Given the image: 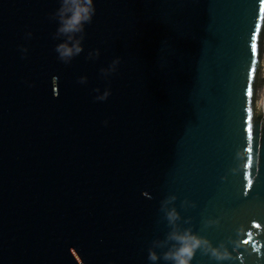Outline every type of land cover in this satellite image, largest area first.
Instances as JSON below:
<instances>
[{"label":"water","instance_id":"water-1","mask_svg":"<svg viewBox=\"0 0 264 264\" xmlns=\"http://www.w3.org/2000/svg\"><path fill=\"white\" fill-rule=\"evenodd\" d=\"M61 3L0 0V264H152L172 195L223 264H264V0H95L68 63Z\"/></svg>","mask_w":264,"mask_h":264},{"label":"clouds","instance_id":"clouds-1","mask_svg":"<svg viewBox=\"0 0 264 264\" xmlns=\"http://www.w3.org/2000/svg\"><path fill=\"white\" fill-rule=\"evenodd\" d=\"M95 0H62L61 7L57 10L58 18L57 36L65 37L64 41L57 45L56 52L58 57L65 63L70 62L73 58L80 55L83 51V40L85 25L90 23L95 15ZM30 35V34H29ZM23 51H27L23 49ZM100 55L99 50L89 53V58L94 59ZM120 59L112 61L107 68L101 69L105 77L116 72ZM87 77H81L80 83H86ZM100 92V89H96ZM111 95L110 90L103 91L102 94L96 96V100L104 101ZM255 112L257 115L264 116V86L255 90ZM175 195L169 196L161 201V211L172 230L167 234L163 241H155L154 247L149 250L148 259L152 264H158L162 259L165 264H191V259L197 250L203 249L204 252L217 264H223L224 261L231 258V253L226 246H213L210 241L201 238L190 229H183L180 221L183 219L175 207ZM188 201H184V206L188 205ZM187 223L188 221H184ZM167 248L161 255L155 249Z\"/></svg>","mask_w":264,"mask_h":264},{"label":"snow or ice","instance_id":"snow-or-ice-1","mask_svg":"<svg viewBox=\"0 0 264 264\" xmlns=\"http://www.w3.org/2000/svg\"><path fill=\"white\" fill-rule=\"evenodd\" d=\"M264 10V9H262ZM254 47V50H255V45L253 46ZM246 95L248 97V107L246 109L247 111V114H248V120H247V123H248V134H249V139L251 140L252 138V121H253V108H252V104L254 102V96H255V90H254V87L252 85V83H249L248 87H247V90H246ZM249 151H251V149H249Z\"/></svg>","mask_w":264,"mask_h":264}]
</instances>
